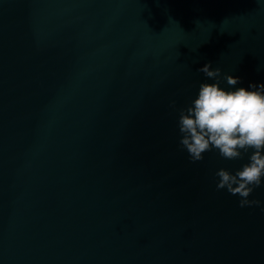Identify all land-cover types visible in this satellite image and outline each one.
<instances>
[{"label": "water", "instance_id": "1", "mask_svg": "<svg viewBox=\"0 0 264 264\" xmlns=\"http://www.w3.org/2000/svg\"><path fill=\"white\" fill-rule=\"evenodd\" d=\"M209 62L264 83V0H0V264H264L248 156L179 144Z\"/></svg>", "mask_w": 264, "mask_h": 264}, {"label": "clouds", "instance_id": "2", "mask_svg": "<svg viewBox=\"0 0 264 264\" xmlns=\"http://www.w3.org/2000/svg\"><path fill=\"white\" fill-rule=\"evenodd\" d=\"M198 71L215 82H202L196 98L179 109L180 147L193 163L213 150L225 160L247 155L248 162L235 173L225 168L215 173L219 178L216 187L238 195L241 207L259 206L261 201L249 197L264 183V83L235 88L240 78L226 74L230 86L226 90L220 84L219 67L212 69L209 62Z\"/></svg>", "mask_w": 264, "mask_h": 264}]
</instances>
